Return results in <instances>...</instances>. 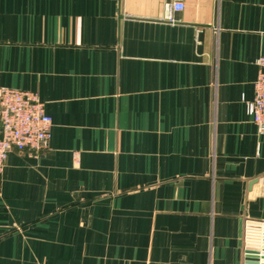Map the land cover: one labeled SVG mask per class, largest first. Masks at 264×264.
I'll list each match as a JSON object with an SVG mask.
<instances>
[{
    "label": "crops",
    "instance_id": "1",
    "mask_svg": "<svg viewBox=\"0 0 264 264\" xmlns=\"http://www.w3.org/2000/svg\"><path fill=\"white\" fill-rule=\"evenodd\" d=\"M0 0V86L51 117L0 174V264H244L264 0Z\"/></svg>",
    "mask_w": 264,
    "mask_h": 264
},
{
    "label": "built area",
    "instance_id": "2",
    "mask_svg": "<svg viewBox=\"0 0 264 264\" xmlns=\"http://www.w3.org/2000/svg\"><path fill=\"white\" fill-rule=\"evenodd\" d=\"M182 9V0L166 2L162 18L174 23L173 12ZM255 65L257 74L248 110L257 131L261 133L264 132V55L255 59ZM51 123V117L45 112L44 104L36 92L0 86V174L10 151L35 157L45 149L51 135ZM260 223L262 242L264 223Z\"/></svg>",
    "mask_w": 264,
    "mask_h": 264
},
{
    "label": "water",
    "instance_id": "3",
    "mask_svg": "<svg viewBox=\"0 0 264 264\" xmlns=\"http://www.w3.org/2000/svg\"><path fill=\"white\" fill-rule=\"evenodd\" d=\"M261 223L246 221L244 231V264H264V241L261 242Z\"/></svg>",
    "mask_w": 264,
    "mask_h": 264
}]
</instances>
